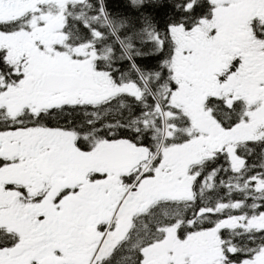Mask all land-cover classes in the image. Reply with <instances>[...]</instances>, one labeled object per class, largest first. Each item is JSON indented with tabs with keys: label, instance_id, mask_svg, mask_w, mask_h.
Segmentation results:
<instances>
[{
	"label": "snow or ice",
	"instance_id": "1",
	"mask_svg": "<svg viewBox=\"0 0 264 264\" xmlns=\"http://www.w3.org/2000/svg\"><path fill=\"white\" fill-rule=\"evenodd\" d=\"M0 264H264V0H0Z\"/></svg>",
	"mask_w": 264,
	"mask_h": 264
}]
</instances>
